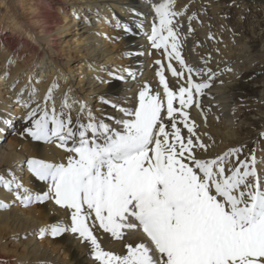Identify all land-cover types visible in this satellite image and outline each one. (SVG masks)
Returning a JSON list of instances; mask_svg holds the SVG:
<instances>
[{
    "label": "bare ground",
    "instance_id": "obj_1",
    "mask_svg": "<svg viewBox=\"0 0 264 264\" xmlns=\"http://www.w3.org/2000/svg\"><path fill=\"white\" fill-rule=\"evenodd\" d=\"M6 1L0 3L6 9L0 16V28L11 31L0 36V132L13 121L28 119L29 109L38 104L43 108L49 89L53 96L51 108L54 104L58 115L68 116L72 111L73 127L89 122L91 114L118 130L121 125L116 121L128 118L121 109L138 106L139 92L145 85L149 95L158 93L166 107L157 72L162 71L173 92L186 86L187 77L192 75L195 83L209 85L199 96L194 95L192 107L184 109L196 125V136L208 146L207 151L195 149L196 156L213 159L230 149L244 148L247 157L242 161H250L254 155L258 174L264 179V146L260 148L258 139L252 137L255 122L246 113L264 120V91L257 102L237 98L246 72L264 61V46L262 53H253L254 40L239 31L242 14L233 19L229 11L223 10L220 0H175L174 10L183 14L173 18V27L178 32L182 59L194 70L188 73L166 55L164 48H154L148 38L153 23L158 24L153 9L163 0H21L34 3L28 13L30 20L11 7L17 0L11 1L12 5ZM245 1V6L250 3ZM110 25L120 31L110 29ZM169 64L178 72L184 71V79L173 76ZM109 65L110 72H115L111 79L105 75ZM65 98L70 108L62 106ZM197 101L199 108L195 107ZM174 107L179 108L178 101H174ZM162 115L166 131L171 132L166 113ZM180 119L177 114L182 136H190ZM10 130L8 127L5 133ZM1 139L0 136V177L13 184L11 190L0 184V202L8 205L0 208V264H100L90 243L82 242L77 234H41L42 229L53 224L70 225L71 210L53 200L38 202V208L36 202L25 205L16 198L17 194L24 195V189L34 196L49 189L50 182L34 176L28 163H22L23 158L67 164L68 157L74 154L57 147L58 141L35 139L31 146L36 157L28 153L23 157L26 146L18 152L14 143L5 145ZM252 141L256 147L247 150ZM228 158L226 167L230 165ZM16 183L22 188H16ZM88 223L92 225L93 219ZM92 231L103 250L116 254H126L125 243L134 246L144 239L142 233L135 232L117 240L103 232L98 222ZM12 239L16 247L10 250Z\"/></svg>",
    "mask_w": 264,
    "mask_h": 264
},
{
    "label": "snow or ice",
    "instance_id": "obj_2",
    "mask_svg": "<svg viewBox=\"0 0 264 264\" xmlns=\"http://www.w3.org/2000/svg\"><path fill=\"white\" fill-rule=\"evenodd\" d=\"M174 5L175 0L155 5L158 24L153 23L148 38L154 48H164L169 58L192 73L179 51L173 18L183 13L175 11ZM168 69L184 79V71L178 72L171 64ZM157 75L166 107L158 93L149 95L145 85L138 106L121 109L128 118L116 121L121 125L118 130L91 114L89 122L73 127L71 117L58 115L54 105L50 110L39 104L33 108L28 114L32 121L28 134L36 140L58 141L57 147L74 155L67 164L28 161L34 176L50 182L49 189L35 196L24 189V195L16 198L25 205L53 200L71 210L70 225L53 224L41 234H77L82 242L90 243L100 264H264V179L258 174L256 157L228 167L226 159L241 149H230L213 159L198 158L195 149L207 151L208 146L196 136V125L184 109L192 107L194 95L209 85L195 83L189 75L186 86L173 92L162 71ZM45 100H53L52 89ZM62 106L71 107L66 98ZM195 107H200L198 101ZM38 112L42 114L37 119ZM162 112L171 132L166 131ZM177 114L190 136H182ZM0 184L11 190L13 181L0 177ZM7 207L0 202V208ZM97 222L117 240L135 232L144 239L134 246L125 243L126 254L105 251L92 231Z\"/></svg>",
    "mask_w": 264,
    "mask_h": 264
},
{
    "label": "rangeland",
    "instance_id": "obj_3",
    "mask_svg": "<svg viewBox=\"0 0 264 264\" xmlns=\"http://www.w3.org/2000/svg\"><path fill=\"white\" fill-rule=\"evenodd\" d=\"M11 1L13 0H9V2L7 0L6 2H8L9 5H12ZM243 1L245 0H220V2L222 3V7H224L223 10L225 12L229 11L233 19L239 18L240 14L243 15V23L241 27H239V31L243 33L246 37L254 40V42L251 43V46L253 47L252 50L254 54L258 55L260 52L262 53V48L264 46V2L260 0H250V3H248V5L245 6L243 4ZM0 3H1V0H0ZM33 5L34 3L32 2L22 3L21 0H17L14 3V6H11V7L14 9H17L19 12H21V14L24 15L25 18L30 20L31 19L30 12L33 9L32 8ZM5 13H6V9L0 6V16L4 15ZM88 14H91V13L88 12ZM2 25L6 26L7 24L4 23ZM109 28L116 30V32L120 31L119 28H116V26H113V25H110ZM252 30L255 31V34H252ZM10 31H11L10 29L1 27L0 36L2 34L8 35L10 34ZM114 38L117 41V37L114 36ZM111 68L112 66L109 65V71L105 72V75H108L109 79H111L115 75V72H110ZM242 83L244 84V87H239L237 91V98L239 99V101H243L246 99L248 100L252 99L253 100V101L251 100L252 102L254 101L257 102L262 91H264V61H260L256 63V65L252 68V70H249L248 72H246L245 78L243 79ZM55 99L56 97H54V100ZM44 102H45V105L43 106L44 107L46 106L50 110L51 109L50 100L47 102L46 101ZM30 111L31 110L29 109V112ZM39 113L40 112L37 113V116L35 118L37 119L39 118ZM246 113L248 115V118L252 119V121L255 122V132L252 133V137L253 138L256 137L258 139L259 146L260 148H262L264 146V135H261V134L264 133V129H262L264 127V120L261 121L259 116H254V114L250 113L249 111ZM68 116L70 117L72 116V111L68 113ZM15 122L13 121L11 126H7L5 129H2V131L0 132L2 134L0 135L2 138L1 143H4L5 145L7 144L9 145L11 142L14 143L16 145V151L18 152H21L22 147L26 146L27 150L22 153V156L25 157V153L26 154L28 153L29 156H31L32 158H35L36 150H34L31 146L33 142H35V139L32 136H30L28 132L26 131V129L32 127V121L28 118L26 120L25 119L17 120ZM8 127H10L11 130L5 133V130ZM244 134H246V132ZM255 147H256V142L252 141L250 146L247 148V150L250 149L252 151ZM241 149L242 150L240 151L238 155L229 156L228 159L230 161V164H237L238 161H242L244 160L243 158L247 157V152L244 150V148H241ZM21 161L22 163L24 162V164L28 163L27 158H23ZM22 168H25V166L24 167L22 166ZM34 205L38 207L39 203L36 202L34 203ZM15 247L16 246L14 245V242L12 239L10 241L8 248L10 250H13L15 249Z\"/></svg>",
    "mask_w": 264,
    "mask_h": 264
}]
</instances>
